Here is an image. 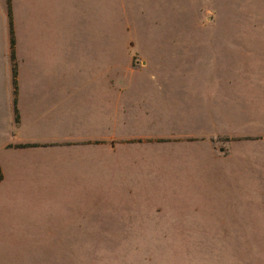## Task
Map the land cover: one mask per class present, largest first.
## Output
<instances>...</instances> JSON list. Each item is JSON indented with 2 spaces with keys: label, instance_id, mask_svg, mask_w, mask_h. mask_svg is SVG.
I'll return each mask as SVG.
<instances>
[{
  "label": "crops",
  "instance_id": "0c3cea01",
  "mask_svg": "<svg viewBox=\"0 0 264 264\" xmlns=\"http://www.w3.org/2000/svg\"><path fill=\"white\" fill-rule=\"evenodd\" d=\"M181 1L0 0V264H98L93 221L107 204L40 201L83 190L49 185L67 167L102 179L154 171L178 186L186 177L200 192L228 177L264 181V0H186L187 34L198 35L180 63L187 77H114L116 41H149L168 55L162 43L180 34ZM138 15L151 19L143 29ZM228 41L233 77L219 69ZM193 65L211 66L212 77L210 67L191 77Z\"/></svg>",
  "mask_w": 264,
  "mask_h": 264
},
{
  "label": "rangeland",
  "instance_id": "374dc122",
  "mask_svg": "<svg viewBox=\"0 0 264 264\" xmlns=\"http://www.w3.org/2000/svg\"><path fill=\"white\" fill-rule=\"evenodd\" d=\"M178 7L174 24L177 20L180 34L174 35L168 43L169 48L166 42L162 43L163 54L168 55H162L163 60L160 59L159 52L149 41H137L133 48L130 45L124 48V44L116 41L114 77H187V67L180 63L186 61L188 36L192 48L197 45L198 35L187 34V22L192 16H189L187 1L182 0ZM134 19L138 29H143L145 22H151L140 15ZM122 20L128 30L133 19ZM164 20L170 21V18ZM116 31H121L120 27L117 26ZM127 35L130 40L135 37L132 31L126 32ZM220 51L219 69L224 73L223 77H233L236 67L233 43L228 41L225 49ZM161 61L166 64L160 65ZM209 67L205 76L212 77L209 65L191 66V77H204L203 70ZM108 68L110 77L112 67ZM247 74L243 73L244 77L251 76L250 71ZM92 169L67 167V176L53 177L49 185L82 187L83 190L77 189L66 195H40L47 197L40 201L107 204L99 207L100 217L93 221L92 236L97 241L92 242V247L98 253V264H264L263 179L249 175L235 180L228 177L222 180L225 183L200 192L195 191L186 177L179 179L178 186V180L155 176L154 171L141 175L131 172L130 177L124 179H102L103 176H98ZM29 174L25 179L33 177ZM25 179L21 178L19 182ZM170 202H203L217 208L196 214L190 211L177 213L166 206ZM126 203L130 206L122 205ZM134 203L165 205L157 209L149 205L133 206ZM87 233L83 232L84 235Z\"/></svg>",
  "mask_w": 264,
  "mask_h": 264
}]
</instances>
